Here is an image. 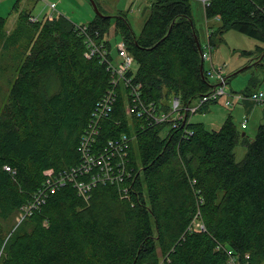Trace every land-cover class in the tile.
<instances>
[{
    "label": "trees",
    "instance_id": "trees-1",
    "mask_svg": "<svg viewBox=\"0 0 264 264\" xmlns=\"http://www.w3.org/2000/svg\"><path fill=\"white\" fill-rule=\"evenodd\" d=\"M203 5L205 20L219 22L208 27L209 46L214 34L221 41L234 29L262 43L241 53H255L250 64L264 69V0ZM29 16L18 14L10 36L0 16V45L21 53L0 108V264H228L227 250L245 264H264V123L243 139L246 151L236 162L234 148L245 134L230 115L217 130L189 121L162 135V126L127 116L121 96L100 120L96 141L130 137V177L95 185L88 201L71 184L58 186L14 221L48 176L78 163V142L110 80L105 62L84 55L77 24L63 15ZM112 18L134 56L143 99L165 104L177 95L185 106L211 91L190 0L152 2L138 35L121 13H95L85 25L105 34ZM258 82L252 76L243 94ZM194 217L203 230H194Z\"/></svg>",
    "mask_w": 264,
    "mask_h": 264
},
{
    "label": "built area",
    "instance_id": "built-area-1",
    "mask_svg": "<svg viewBox=\"0 0 264 264\" xmlns=\"http://www.w3.org/2000/svg\"><path fill=\"white\" fill-rule=\"evenodd\" d=\"M205 0H203L204 4ZM55 10V4H49ZM60 14L49 13L48 19L57 17ZM30 21H36L34 16L29 17ZM79 32L84 35L86 49L84 55L88 58L98 57L101 62L106 63V70L109 73V86L104 94L96 102L90 113L88 124L78 142L77 150L79 161L76 165L62 171L58 175L48 176L43 185L35 192L34 200L21 206V218L32 213L34 209L44 203L46 194L53 193L58 186L71 184L78 196L88 201L92 188L97 184L121 182L130 177L131 173L126 168V162L130 151V137L126 133H120L118 138L107 139L105 144L96 141L100 120L112 110L118 97L124 99V109L127 116H134L143 119L144 122H152L162 126L161 134L166 135L171 128L182 126L190 121V115L196 113L206 102L222 101L225 106L240 100H249L257 103H264V90L257 89L249 95L229 94L226 92V76L222 66H214L210 50L201 53L203 61H209L208 67H204L205 76L212 84L211 91L191 100L187 105L181 102L177 95L168 98L165 104L145 100L142 97V85L133 77L136 70L134 56L128 51L125 41L117 43L116 54L113 55L111 45H106L104 35L97 29H88V26L77 25ZM110 43V42H109ZM135 65V66H134ZM245 127V122H242ZM131 135V140L133 135ZM124 191L126 189L124 188ZM194 230H203V224L194 217L192 221ZM228 264H245L247 260H237V257L227 250ZM248 255L245 254V258Z\"/></svg>",
    "mask_w": 264,
    "mask_h": 264
},
{
    "label": "rangeland",
    "instance_id": "rangeland-1",
    "mask_svg": "<svg viewBox=\"0 0 264 264\" xmlns=\"http://www.w3.org/2000/svg\"><path fill=\"white\" fill-rule=\"evenodd\" d=\"M97 8L102 15L117 16L119 13L125 16L130 27L135 35L141 31L144 20L146 19L152 2L155 0H95ZM50 2L56 3L55 10L49 7ZM195 0H190L192 11L194 14L196 27L202 33L206 31L204 21L198 20V9L195 5ZM203 2V0H201ZM19 6V7H18ZM22 12H32L31 15L41 19L43 16L54 13L61 14L73 23L82 25L93 19L95 10L90 0H0V16L6 19V34L11 35L12 29L17 22V16ZM18 13V14H17ZM201 10H199V17ZM16 17V19H15ZM219 22L210 20V27H216ZM114 20L111 19L108 32L103 34L105 39H108L111 45L112 54H116L117 43L121 40L114 33ZM210 33V32H209ZM208 33V34H209ZM202 35V34H201ZM207 39L202 48L209 51L211 54L214 66H222L224 75L226 76V92L229 94H243L244 89L248 86L252 76L258 78L256 89L264 90V69L259 66L250 64L256 57L255 53L251 55L242 54V50H254L255 46L262 45L258 40L248 37L247 35L238 32L234 29H229L221 35V41L218 40L216 34L213 35L215 44L210 47ZM4 46L0 45V108L8 99L12 82L17 75L16 65L20 60L21 53L18 48H10L4 50ZM204 67H208L209 61H204ZM135 66V65H134ZM239 70V71H238ZM238 71V72H237ZM236 72V73H235ZM231 116L241 137L240 141L234 148L235 161H240L246 151L243 144V139L249 140L256 134L257 127L264 123V103L252 102L249 100H240L232 103L231 106H225L222 101H217L209 104L208 110L190 115V121L201 122L208 129L217 130L227 116ZM242 122H245V127H242ZM243 136V135H242ZM18 213L14 216L16 223L21 222L23 218Z\"/></svg>",
    "mask_w": 264,
    "mask_h": 264
},
{
    "label": "crops",
    "instance_id": "crops-1",
    "mask_svg": "<svg viewBox=\"0 0 264 264\" xmlns=\"http://www.w3.org/2000/svg\"><path fill=\"white\" fill-rule=\"evenodd\" d=\"M196 2H195V5H196V8L198 9V20H201V18H202V20L204 21V24H206V31H205V29H204V32L205 33H203V31H202V33L197 29V27H196V30H197V35H198V40H199V42H200V44L202 45V44H204L205 42H206V39H207V37H206V35H208V33L210 32V30L212 29H208V27L210 26L209 25V23H210V20L207 22L206 20H205V17H204V12H203V7H204V5H203V3L201 2V0H195ZM50 3H54V2H50ZM55 4V7H56V3H54ZM19 7V6H18ZM199 10H201V15H200V17H199ZM22 11V10H21ZM20 11V12H21ZM28 13H30V15L32 14V12H28ZM18 14V13H17ZM192 15H193V19H194V23H195V25H196V22H195V18H194V14H193V11H192ZM31 16H33V15H31ZM15 19H16V17H15ZM211 20H215V21H217L218 22V20H216V19H211ZM202 34V35H201ZM257 90V89H256Z\"/></svg>",
    "mask_w": 264,
    "mask_h": 264
},
{
    "label": "water",
    "instance_id": "water-1",
    "mask_svg": "<svg viewBox=\"0 0 264 264\" xmlns=\"http://www.w3.org/2000/svg\"><path fill=\"white\" fill-rule=\"evenodd\" d=\"M90 2H91V4H92V6H93V8H94L96 14H98V15H100V16H105V15H102V14L100 13V11L98 10L97 5H96V3H95L94 0H90ZM195 40H196V45H197V47H198L199 50H200L201 45H200V42H199V40H198V38H197L196 36H195ZM200 70H201V74H202V76H203V60H202L201 63H200ZM238 71H239V70H238ZM238 71H237V72H238ZM235 73H236V72H235ZM242 135H244V133H243Z\"/></svg>",
    "mask_w": 264,
    "mask_h": 264
}]
</instances>
